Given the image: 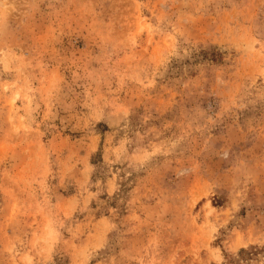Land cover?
<instances>
[{
    "label": "rangeland",
    "instance_id": "1",
    "mask_svg": "<svg viewBox=\"0 0 264 264\" xmlns=\"http://www.w3.org/2000/svg\"><path fill=\"white\" fill-rule=\"evenodd\" d=\"M0 264H264V0H0Z\"/></svg>",
    "mask_w": 264,
    "mask_h": 264
}]
</instances>
